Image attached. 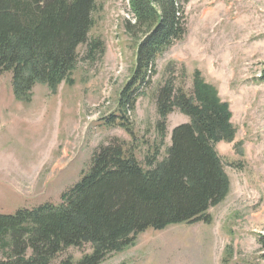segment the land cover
<instances>
[{"label":"rangeland","instance_id":"1","mask_svg":"<svg viewBox=\"0 0 264 264\" xmlns=\"http://www.w3.org/2000/svg\"><path fill=\"white\" fill-rule=\"evenodd\" d=\"M185 15L186 34L156 60L152 83L128 113L133 136L102 126L118 107L135 59L124 29L131 18L127 0H96L89 36L100 38L105 51L90 62L80 45L71 84L62 81L55 91L36 84L25 103L14 97L11 73H0L1 214L58 205L89 169L94 151L115 138L144 163L160 140L158 89L169 80L190 91L198 70L229 103L236 129L231 142L215 146L229 178L227 195L208 209L210 222L149 228L100 264H264L258 241L264 234V0H189ZM188 121L178 110L167 116L158 161L174 126ZM90 251V244L69 247L50 264L75 262Z\"/></svg>","mask_w":264,"mask_h":264},{"label":"trees","instance_id":"2","mask_svg":"<svg viewBox=\"0 0 264 264\" xmlns=\"http://www.w3.org/2000/svg\"><path fill=\"white\" fill-rule=\"evenodd\" d=\"M127 1L131 18L124 19V29L135 44V59L118 107L102 126H119L133 136L128 113L152 83L156 60L186 34L189 0ZM95 10L96 0H0V73H11L17 100L29 102L39 83L52 91L62 81L71 84L80 45L86 44L84 59L102 57L104 42L89 36ZM156 110L160 140L144 163L115 138L94 151L89 169L58 205L0 213V264H50L67 248L85 244L89 253L62 264H100L149 228L210 222L208 209L229 191L215 147L235 136L229 103L195 70L190 91L169 80L158 89ZM175 110L189 121L174 126L166 156L158 161L167 116ZM258 241L264 250V234Z\"/></svg>","mask_w":264,"mask_h":264}]
</instances>
